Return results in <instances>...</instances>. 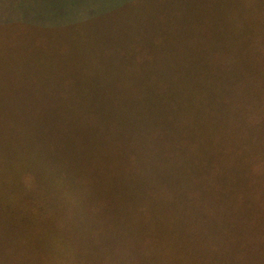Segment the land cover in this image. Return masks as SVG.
<instances>
[{"label": "rangeland", "instance_id": "1", "mask_svg": "<svg viewBox=\"0 0 264 264\" xmlns=\"http://www.w3.org/2000/svg\"><path fill=\"white\" fill-rule=\"evenodd\" d=\"M40 1L47 4L44 8L46 13L53 16L60 11L72 19L62 16L59 21L52 20L48 25L38 28L34 24L24 25V12L28 10L25 0L0 2L5 13L12 18L8 19L10 23L0 25L1 262L14 264L19 251L17 226L8 225L4 218V211H8L5 207L9 205L8 193L17 192L21 183V173L16 167V148L20 143L11 144L9 139L1 138L3 126L11 122L8 117L12 115L19 119L22 115L27 118V113L31 111H48L69 118L74 114H82L88 120L93 119V115L97 117L111 109L122 112L132 106L143 107L141 99L133 104V90H128L130 95L113 92L110 88L114 86L109 79L117 77L118 69H123L124 63L120 61L124 57L120 52L122 48L131 44L140 49L144 44L147 46L156 34L169 32L168 36L172 37L175 44L174 50L179 51L184 44L189 43L193 49L203 47L207 50L205 56H209V44L218 51L220 57L226 59L222 61L227 62L224 66L214 64L217 59L213 64L208 62L213 57L196 59L201 65L206 64L201 68V82L207 83L208 88L223 83V88H215L218 91H214V97L210 94L212 88L203 86L204 91H198L196 86L189 84L187 87H177V93H170L172 97H176L174 94H184L187 101L191 97L193 100L189 104L201 106V111L205 106L203 122L194 124V135L197 137H194V159L189 158V154L194 153L184 147V144H191L192 138L186 135H190L192 127L182 124L179 129L180 137L177 136L182 141V155L188 159L187 162L184 160L183 165L194 164L200 175L212 170L215 175L219 174V179H207L201 184V179L195 177L188 183L186 193L193 195L189 199L194 203H186L182 209L166 205L164 232L156 231L145 216L137 217V225L144 230L138 231L140 239L129 228L124 229L121 235L126 240L134 235L143 249L136 247L135 256L131 253L126 260L130 264H138L140 254L153 246L157 264H264V199L251 196L248 204H235V201L247 199L255 191H264V149L260 150V167L256 168L261 183L252 178L248 180L249 191L238 189L229 198L218 201L222 195H229L223 183L235 184V177L243 174L233 168L244 160L241 158L237 162L233 157L236 151L240 150L241 153V148L245 149L241 144L251 134L249 130L254 131L250 122L257 120V98L264 97V0H88L86 3L81 2L83 0H66L65 4L62 3L63 9L58 3L48 4L50 0ZM90 14L94 15L92 22L88 19ZM14 27H19L21 35L14 33ZM91 34L98 38L91 37ZM87 38L94 43L91 49L85 50L87 53L92 50V62L74 63L67 53L78 51L77 45L85 47ZM131 55L127 54L126 57L130 58ZM250 56L259 57L251 59ZM144 60L149 63L147 56ZM230 62H241L244 67L237 68ZM63 67L72 74H56L54 69ZM150 67L154 68V65L150 64ZM141 68L146 67L141 65ZM66 77L74 84L68 95L59 94L57 83ZM156 78L159 80L150 81V86L160 87L166 83L161 72ZM127 82L131 83V77ZM143 92L150 94L154 91L149 88ZM253 95L256 99L252 98ZM6 98L12 102L11 108L5 107ZM261 102H264L263 99ZM111 103L112 107L109 106ZM174 117L179 119L175 110ZM257 125L258 122L255 123ZM85 127L91 128V124ZM168 130L178 131L175 126ZM87 131L90 132V129ZM260 136L264 141V137ZM84 142L87 139L81 136V143L76 145L81 147L86 144ZM28 143L29 140H25L21 147H28ZM250 155L252 162L255 153H246L245 158L247 160ZM205 160L208 163H204ZM225 178L229 180L224 181ZM200 185L203 190L200 195L206 200V193H210V203L197 198ZM98 198L104 208L103 214L109 215V220L114 221L123 208L107 204V195ZM235 205L238 206L235 208ZM78 220L83 221V213ZM50 223L44 220L36 227L45 242L53 237ZM103 248L104 237H92L88 248L84 247L87 255L83 258V264H91L95 254L100 256L102 264V258L111 255L110 250L104 251ZM34 262L37 263L33 261L31 264H36Z\"/></svg>", "mask_w": 264, "mask_h": 264}, {"label": "trees", "instance_id": "2", "mask_svg": "<svg viewBox=\"0 0 264 264\" xmlns=\"http://www.w3.org/2000/svg\"><path fill=\"white\" fill-rule=\"evenodd\" d=\"M25 1L28 10L24 12L26 21L24 25L34 24L38 28L48 25L52 20L59 21L62 16L72 19L60 11L53 16L46 13L44 8L47 4L44 1ZM65 1L50 0L48 4L58 3L63 9ZM2 4H0V25L10 23L8 19H12L8 13H5ZM88 19L92 22L94 15L90 14ZM14 33L21 35L19 27H14ZM168 33L156 34L147 46L144 44L140 49L131 44L122 48L120 52L124 57L120 61L124 63L123 69H118L117 77L109 79L114 86L110 88L113 92L130 95L128 90H133V104L141 99L143 107L132 106L122 112L111 109L103 112L104 115L97 117L93 115V119L88 120L82 114L76 116L73 113L74 115L69 118L61 113L51 114L48 111H31L27 113V118L22 115L19 119L12 115L8 117L11 122L3 126L1 138L9 139L11 144L20 143L16 148L18 152L16 167L21 173L20 188L17 192L8 193L9 205L5 207L8 211H4L6 223L12 224L13 227L17 226L19 234V251L14 264H31L33 261H37L34 262L36 264H83V258L87 255L84 247L88 248L89 240L94 236L104 237L103 249L111 251V255L102 258V264H130L126 257L130 258L131 253L135 256L136 247L143 248L134 235L128 240L123 238L121 234L124 229L129 228L139 237L138 231L144 230L137 225L139 222L137 217L145 216L146 221L156 231L164 232L163 225L167 222L163 217L166 214L164 209L166 205L182 209L186 203H194L189 199L193 195L186 193L188 183L195 177L201 179V184L207 179H219V174L215 175L212 170L200 175L194 164L183 165L184 160L187 162L188 159L182 155L179 129L182 124L191 125V133L186 135L192 138L191 144H184V147L194 153L189 154V158L194 159V137L197 138L194 135L196 134L194 124L203 122L205 106L201 111L199 110L201 106L189 104V101L193 100L191 97H188L187 101L184 94L181 96L174 94L176 97H172L170 93H177L179 87H187L188 84L192 87L196 86L195 89L198 91H204L203 86L208 88V84L201 82L203 75H200V72L206 64L202 63V66L196 59L213 57L208 62L211 61L213 64L217 59L214 64L220 66L227 63L222 62L226 59L220 57L218 51L209 44H207L209 56H205L207 50L203 47L193 49L189 43L184 44L181 50L178 49L179 51L174 50L175 44ZM90 36L98 38L94 34ZM90 38H87L85 47L77 45L78 51L67 53L70 60L77 64L92 62L94 56L92 50L88 53L85 51L91 49L94 44ZM200 45L202 43L198 44ZM177 46L179 47L178 44ZM130 53H132L131 57H126ZM145 56L149 58V63L144 60ZM230 63L237 68L244 67L241 62ZM150 64H153L154 68H151ZM141 65L146 68H141ZM54 70L56 74H72L66 67ZM159 72L163 74L166 83L161 84L160 87L150 86V81L159 80L156 78ZM130 77L131 83H128ZM73 84L74 81L68 77L58 81L57 93L68 95ZM223 87V83L209 87L208 89H213L210 93L211 97H214V91H218L215 88ZM149 88L154 92L150 94L143 92ZM252 98L256 99L254 95ZM261 99L264 101V97L258 96L256 111L258 121L250 122L254 131L249 130L251 134L244 138L241 144L245 149L241 148V153L238 149L233 157L237 162L241 158L244 160L245 163L241 162L233 168L243 174L235 177V184L223 183L229 180L224 179L223 188L227 189L229 195H222L218 201H224L238 189L249 191L248 180L252 178H256L257 183L262 181L256 171V168L260 167L258 163L260 150L264 149V141L260 136L264 137V102L262 103ZM4 102L7 108L13 106L9 98ZM112 105L113 103L109 104L110 107ZM164 106H169V109ZM174 110L177 111L179 119L174 117ZM101 122H104V125H101ZM257 122L258 125L255 126ZM169 123L168 128L175 126L178 131L169 132L166 127ZM87 124H91V128L85 127ZM27 128L29 129L26 131ZM88 129L90 132L87 131ZM81 136H84L87 142L80 147L76 144L81 143ZM92 137L94 139L90 140ZM25 140H29V143L28 147L23 148L21 145ZM246 153H255L257 157L254 155L251 162V155L246 160ZM204 163H208V160ZM200 192H203L201 185L197 191V198L200 201L205 203L212 201V199L208 200L210 193H206L205 200ZM104 195L109 197L107 204L123 208L114 221L109 220V215L103 214L104 208L98 197ZM240 196L241 194L239 199ZM251 196L263 200L264 191L262 193L255 191L253 195L249 194L247 199L235 201V204L241 205L242 202L248 204ZM237 206L235 205V208ZM232 209L234 210L233 207ZM81 213H83V221L78 220ZM129 213L134 215L127 216ZM44 220L51 221L50 226L53 228L51 229L53 237L51 236L46 242L43 241L42 234L36 231V227ZM155 255V248L151 246L140 254L137 263L157 264ZM0 264L13 263H2L0 260ZM91 264H101L98 254L92 257Z\"/></svg>", "mask_w": 264, "mask_h": 264}]
</instances>
